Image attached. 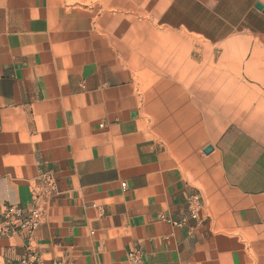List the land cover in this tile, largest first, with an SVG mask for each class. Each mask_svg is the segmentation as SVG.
<instances>
[{
  "label": "crops",
  "instance_id": "1",
  "mask_svg": "<svg viewBox=\"0 0 264 264\" xmlns=\"http://www.w3.org/2000/svg\"><path fill=\"white\" fill-rule=\"evenodd\" d=\"M115 1L0 0V231L8 206L43 211L31 238L0 235V264H23L30 252L44 264H136V252L138 264H264V92L203 155H170L147 136L133 74L85 6ZM159 2L152 16H121L139 48L133 60L155 92L185 103L205 97L192 45H203L195 33L205 32L164 29L157 10L180 0ZM116 5L133 10L125 0ZM239 12L234 18H248ZM250 81L264 89V70ZM45 174L55 192L41 186Z\"/></svg>",
  "mask_w": 264,
  "mask_h": 264
},
{
  "label": "rangeland",
  "instance_id": "2",
  "mask_svg": "<svg viewBox=\"0 0 264 264\" xmlns=\"http://www.w3.org/2000/svg\"><path fill=\"white\" fill-rule=\"evenodd\" d=\"M125 1L133 10H121V6H114L115 3H88L85 6L94 13L95 30L111 43L117 58L133 74L143 98V125L147 136L160 142L170 155L178 153L181 161L190 156H201L205 143H214L223 130L239 121L251 107L250 99L264 92L260 88L262 85L250 83L254 75L264 70L250 64L251 61L264 62V14L254 5H209L205 10L203 6L191 5L184 0L175 5L162 4L157 13L164 29L175 33L205 32V35L195 33L203 45L197 42L192 45L198 54L193 60L196 80L199 82L202 75L207 76V95L202 97L197 92L185 103L178 96L154 91L147 75L133 60L135 54H139V48L132 40L134 36L123 30L127 20L121 19L122 15L125 18L152 16L160 0ZM71 2H68L70 6ZM237 8L248 18H234L241 15L235 13ZM115 17L117 21L112 22Z\"/></svg>",
  "mask_w": 264,
  "mask_h": 264
},
{
  "label": "built area",
  "instance_id": "3",
  "mask_svg": "<svg viewBox=\"0 0 264 264\" xmlns=\"http://www.w3.org/2000/svg\"><path fill=\"white\" fill-rule=\"evenodd\" d=\"M41 186L45 187L50 192L56 191V182L52 176L45 174L41 180ZM125 187V185H123ZM200 201L198 196H193L189 202L190 216L197 219L200 213ZM43 219V211L34 205L26 214L21 207L8 206L2 216V228L0 235L3 237H11L19 233L25 234L31 238L37 229L40 227ZM132 262L138 264L141 261L140 253L136 252L130 255ZM23 264H44L40 256L30 252L29 255L22 261ZM51 264H72L63 259L52 261Z\"/></svg>",
  "mask_w": 264,
  "mask_h": 264
},
{
  "label": "water",
  "instance_id": "4",
  "mask_svg": "<svg viewBox=\"0 0 264 264\" xmlns=\"http://www.w3.org/2000/svg\"><path fill=\"white\" fill-rule=\"evenodd\" d=\"M255 7H256L258 10L264 12V6H263L262 4H256Z\"/></svg>",
  "mask_w": 264,
  "mask_h": 264
}]
</instances>
